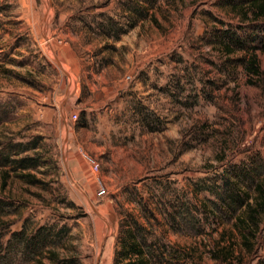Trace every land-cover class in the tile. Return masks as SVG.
<instances>
[{"label": "rangeland", "instance_id": "374dc122", "mask_svg": "<svg viewBox=\"0 0 264 264\" xmlns=\"http://www.w3.org/2000/svg\"><path fill=\"white\" fill-rule=\"evenodd\" d=\"M247 2L0 0V145L37 159L0 165V259L51 264L9 240L67 226L49 247L61 258L115 264L138 222L179 253L174 264H264V222L247 252L208 202L226 198L234 167L264 165V21L244 17ZM225 35L259 47L253 84L249 52L226 54ZM173 206L200 232L177 231Z\"/></svg>", "mask_w": 264, "mask_h": 264}, {"label": "trees", "instance_id": "16d2710c", "mask_svg": "<svg viewBox=\"0 0 264 264\" xmlns=\"http://www.w3.org/2000/svg\"><path fill=\"white\" fill-rule=\"evenodd\" d=\"M241 11L244 17H249L251 23L263 22L264 0H248L245 5L241 6ZM255 40H257V38L254 39V41ZM223 42V48L226 54H232L235 48L249 52L244 63L246 73L249 76V84H253V78H259L262 75L257 53L259 47H248L246 49V40L242 41V39H235L234 36L228 37L227 35H225ZM261 42L264 41L261 40ZM262 49L264 50V48ZM3 148L4 146L0 145L1 166L11 164L12 166L14 165L13 169L16 171V169L26 170L35 166V163H37V159L34 157L11 160L8 152H5ZM234 168V172L225 176L226 181L224 182V186L227 188L226 198L220 197V199H222L221 203L213 201L208 202L212 204V215L222 214L223 219L225 218L228 221H233L234 228H236L240 234L242 248L247 252H251L254 250V242L264 222V165L259 167L246 165L242 169H237V167ZM2 176L4 186H6L10 173L6 170L2 171ZM20 177L27 179L31 183L40 182V180L35 179V177L30 174L20 175ZM243 184H246V189L240 188ZM204 190L206 189L204 188L203 191ZM174 207L175 206L172 208L174 209ZM168 212L169 222H172L173 227L175 228V224L180 225L177 231L183 233L200 232V230L196 228L197 219L195 218L196 221L194 222L191 218L189 219V209H174V212ZM215 216L216 215H214V217ZM125 227L127 231L121 239L122 248L116 253L115 264H172V262L174 264L175 259H178L179 253L175 251L171 252L168 246L162 243L161 240L149 241L145 235L146 230L143 225L135 222L134 225L132 223L129 225L126 223ZM68 232L69 229L67 226L57 231L54 228L42 226L31 235H27L25 230L21 229L13 233L9 243L11 245H14V243H17V245L20 244L22 250L29 252L28 261L38 255L41 256V258L46 257L49 259L51 264H73L74 261L61 258L56 251L49 248L50 246L60 245L62 243V237ZM7 248L12 249L11 246ZM231 253L232 252L229 250L214 251L213 258L216 260H225ZM26 254L27 253H25V255ZM41 258L39 257V260ZM40 262H42V260H40ZM0 264H6V259L1 258Z\"/></svg>", "mask_w": 264, "mask_h": 264}, {"label": "built area", "instance_id": "2783aa9c", "mask_svg": "<svg viewBox=\"0 0 264 264\" xmlns=\"http://www.w3.org/2000/svg\"><path fill=\"white\" fill-rule=\"evenodd\" d=\"M75 118H77V116H75ZM106 193V189L102 188L100 191H99V195H104Z\"/></svg>", "mask_w": 264, "mask_h": 264}]
</instances>
